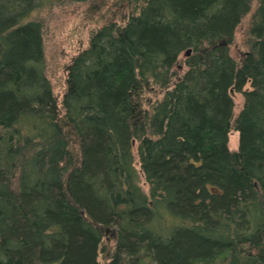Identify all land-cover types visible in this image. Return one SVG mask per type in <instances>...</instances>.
Here are the masks:
<instances>
[{
    "label": "trees",
    "instance_id": "obj_1",
    "mask_svg": "<svg viewBox=\"0 0 264 264\" xmlns=\"http://www.w3.org/2000/svg\"><path fill=\"white\" fill-rule=\"evenodd\" d=\"M94 1L0 0V264H264V0H124L58 95L39 15Z\"/></svg>",
    "mask_w": 264,
    "mask_h": 264
},
{
    "label": "rangeland",
    "instance_id": "obj_2",
    "mask_svg": "<svg viewBox=\"0 0 264 264\" xmlns=\"http://www.w3.org/2000/svg\"><path fill=\"white\" fill-rule=\"evenodd\" d=\"M124 5V0H95L84 4L65 3L61 7L41 11L39 17L48 25L44 40L46 74L56 94H62L66 68L72 57L86 44L89 31L118 16L121 10H125ZM247 20L248 16L235 32V43L230 49L235 59H239L244 50L243 35ZM233 102L237 114L242 106V95L233 94ZM237 145L238 133L232 132L228 147L235 150Z\"/></svg>",
    "mask_w": 264,
    "mask_h": 264
},
{
    "label": "water",
    "instance_id": "obj_3",
    "mask_svg": "<svg viewBox=\"0 0 264 264\" xmlns=\"http://www.w3.org/2000/svg\"><path fill=\"white\" fill-rule=\"evenodd\" d=\"M189 53H190V51H187L185 55H186V56H188V55H189Z\"/></svg>",
    "mask_w": 264,
    "mask_h": 264
}]
</instances>
